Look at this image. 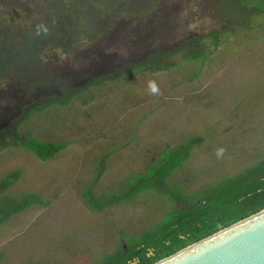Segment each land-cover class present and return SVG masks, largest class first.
<instances>
[{"label":"rangeland","instance_id":"obj_1","mask_svg":"<svg viewBox=\"0 0 264 264\" xmlns=\"http://www.w3.org/2000/svg\"><path fill=\"white\" fill-rule=\"evenodd\" d=\"M42 1L0 0V4L12 8L17 25L27 31L26 24L46 11ZM131 2L143 5V0ZM163 3L165 9L154 18L143 8L139 20L117 17L108 34L70 55L44 48L35 62L25 65L26 70H49L31 89L38 93L35 96L46 91L43 100H47L64 85L81 88V95L66 105L36 112L21 126L43 140L68 142L56 157L44 161L25 147L0 151V179L22 170L8 193L33 191L50 200L32 205L0 228V264H93L123 244L126 235L139 234L164 216L171 204L161 188L102 211L89 206L83 192L103 160L98 194L118 187L165 148L193 134L203 138L170 178V183L187 191L211 186L264 157V16L251 24L230 23L232 31L224 33V42L205 59L184 60L178 55L170 70L120 73V65L146 52L225 25L217 14V1ZM115 10L107 17L115 19ZM110 18L100 17L101 26ZM15 33L9 44L12 50L20 48L23 38L16 29ZM22 79L10 67L0 83ZM152 80L159 95L149 93ZM218 148L225 149L219 158Z\"/></svg>","mask_w":264,"mask_h":264},{"label":"trees","instance_id":"obj_2","mask_svg":"<svg viewBox=\"0 0 264 264\" xmlns=\"http://www.w3.org/2000/svg\"><path fill=\"white\" fill-rule=\"evenodd\" d=\"M121 1L123 4L120 8H115L119 6V0H43L46 11L37 21L31 19L26 24L27 31L17 25L14 16L16 12L12 8L7 9L6 4L3 7L0 4V65L4 61L12 60L9 67L25 69L26 64L33 60L35 62L37 55L44 48L70 55L80 45L94 42L108 34L118 18L138 17L137 14L142 8L154 18L159 9H165L163 0L152 5L143 0V5L140 6L131 0ZM213 1L218 3L216 11L225 24L223 27L208 33L185 35L169 46L158 47L126 65H120L119 72L155 73L170 70L177 65L175 57L178 55H182L184 60L205 59L224 42V33L232 31L230 23L251 24L256 17L264 16V0ZM113 9L117 10L115 19L107 17ZM100 17L110 19L106 25L101 26L103 23H100ZM79 18L83 20L82 24L77 23ZM143 23L145 22L141 21V26H144ZM39 25L46 27L48 32L41 30L40 35H37ZM147 28L144 27L143 31H147ZM15 29L23 38L20 40V48L12 50L9 44L13 43L14 34L17 35ZM23 77L25 78L24 75ZM90 83L98 84L101 81L92 80ZM80 89L66 88L60 94L27 107L25 115L16 124V132L6 133L0 140V151L10 147H25L44 161L56 157L67 147L68 142L43 140L37 137L31 128L23 131L21 126L36 112L54 104L66 105L74 98L80 97ZM202 138L201 134H193L176 145L165 148L144 170L125 178L118 187L98 194L95 188L105 166L104 160L101 161L96 176L83 192L84 198L92 208L102 211L129 202L140 194L157 188L163 189L171 206L152 226L139 234L126 235L123 244L93 264H153L264 209V157L232 176L193 191L170 183L173 173L191 158ZM21 176L22 170L15 169L0 179V228L32 205H46L50 202L48 198L33 191L18 195L8 193Z\"/></svg>","mask_w":264,"mask_h":264},{"label":"water","instance_id":"obj_3","mask_svg":"<svg viewBox=\"0 0 264 264\" xmlns=\"http://www.w3.org/2000/svg\"><path fill=\"white\" fill-rule=\"evenodd\" d=\"M153 264H264V209Z\"/></svg>","mask_w":264,"mask_h":264},{"label":"flooded vegetation","instance_id":"obj_4","mask_svg":"<svg viewBox=\"0 0 264 264\" xmlns=\"http://www.w3.org/2000/svg\"><path fill=\"white\" fill-rule=\"evenodd\" d=\"M9 63L4 61L0 65V77L7 76L9 68L14 67L15 74L18 76L19 73L23 79L19 82L0 83V140L6 133L16 132V124L25 115L27 107L33 103L45 101L43 98L46 99L44 95L46 91L42 92L41 95L35 96L38 93L31 89L35 83L40 81L43 72L45 70L49 71L48 69L44 67H38V70L18 69L15 66L9 67ZM66 88L69 89L71 86L65 87L64 85V88L58 89L57 94L62 93L63 89L65 90Z\"/></svg>","mask_w":264,"mask_h":264},{"label":"clouds","instance_id":"obj_5","mask_svg":"<svg viewBox=\"0 0 264 264\" xmlns=\"http://www.w3.org/2000/svg\"><path fill=\"white\" fill-rule=\"evenodd\" d=\"M41 30L44 33L48 32V29L46 27H44L43 25H39V26H37V35H40ZM148 90H149V93L152 94V95H159L160 94V88L157 85L155 80L149 81ZM224 152H225L224 148H218L217 151H216L217 157L218 158L222 157Z\"/></svg>","mask_w":264,"mask_h":264}]
</instances>
